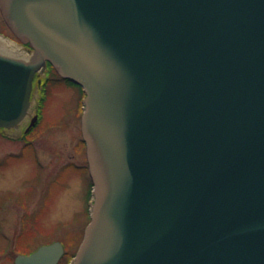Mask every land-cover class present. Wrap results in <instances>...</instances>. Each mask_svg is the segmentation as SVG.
Listing matches in <instances>:
<instances>
[{
  "label": "water",
  "instance_id": "1",
  "mask_svg": "<svg viewBox=\"0 0 264 264\" xmlns=\"http://www.w3.org/2000/svg\"><path fill=\"white\" fill-rule=\"evenodd\" d=\"M0 128L49 63L85 94L93 187L71 264H264V0H0ZM53 242L14 264H58Z\"/></svg>",
  "mask_w": 264,
  "mask_h": 264
},
{
  "label": "rangeland",
  "instance_id": "2",
  "mask_svg": "<svg viewBox=\"0 0 264 264\" xmlns=\"http://www.w3.org/2000/svg\"><path fill=\"white\" fill-rule=\"evenodd\" d=\"M0 53L23 60L32 54L6 27L1 15ZM40 89L33 87L30 116ZM46 92L41 104V135L33 143L42 167L41 185L34 181L35 165L29 153L17 158L23 147L18 141L23 120L0 128V264H14L17 255L25 254L21 251L34 252L53 242H60L64 252L73 256L71 263L90 222L78 220L86 210L90 213L93 201L85 147L80 146L84 93L70 82ZM8 155L11 159L5 163Z\"/></svg>",
  "mask_w": 264,
  "mask_h": 264
},
{
  "label": "flooded vegetation",
  "instance_id": "3",
  "mask_svg": "<svg viewBox=\"0 0 264 264\" xmlns=\"http://www.w3.org/2000/svg\"><path fill=\"white\" fill-rule=\"evenodd\" d=\"M59 82L68 83L66 80L60 78L55 73V71L53 72V70H51L48 65H46L41 72L35 74L32 87H35V90L41 88L40 90L42 92H40L38 100H36L34 103V113L32 114V116H30V114L28 113L29 115H26L19 128L20 137L18 138V141L23 143V147L20 153L18 154L17 158L22 159L29 153L30 159L34 162L33 164L35 165L36 173L34 176V181L36 179V185H41L42 183L41 162L39 161L36 147L33 146V143L37 141L39 136L41 135L42 130V120L40 121V115L43 109L41 105L42 97H44V92L45 94L47 93L46 91L48 90V88L57 86L58 84H60ZM10 159L11 155H8L5 160V163L8 162Z\"/></svg>",
  "mask_w": 264,
  "mask_h": 264
},
{
  "label": "trees",
  "instance_id": "4",
  "mask_svg": "<svg viewBox=\"0 0 264 264\" xmlns=\"http://www.w3.org/2000/svg\"><path fill=\"white\" fill-rule=\"evenodd\" d=\"M49 68L51 69V66H49ZM52 70V69H51ZM80 146L81 147H83V142L80 140ZM84 149V148H83ZM91 183V182H90ZM92 185V184H91ZM90 190H91V186H90ZM77 218V217H76ZM76 218L74 219V220H76ZM79 219H82L83 221H84V224H85V222H89L90 221V216H89V213H88V211L86 210V212L84 213V215H83V217H80V218H78V220ZM27 244H29V243H27ZM35 250V249H34ZM21 252H23V253H25V254H29V253H31V252H28L27 251V249H26V251H21ZM72 257L73 256H70V254L69 253H67V252H64V254H63V256L61 257V259H60V261H59V263L58 264H69L70 263V261H71V259H72Z\"/></svg>",
  "mask_w": 264,
  "mask_h": 264
},
{
  "label": "bare ground",
  "instance_id": "5",
  "mask_svg": "<svg viewBox=\"0 0 264 264\" xmlns=\"http://www.w3.org/2000/svg\"><path fill=\"white\" fill-rule=\"evenodd\" d=\"M0 54H2V53H0Z\"/></svg>",
  "mask_w": 264,
  "mask_h": 264
}]
</instances>
